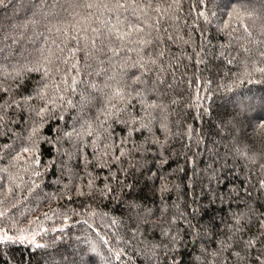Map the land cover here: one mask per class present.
<instances>
[{
  "label": "snow or ice",
  "instance_id": "1",
  "mask_svg": "<svg viewBox=\"0 0 264 264\" xmlns=\"http://www.w3.org/2000/svg\"><path fill=\"white\" fill-rule=\"evenodd\" d=\"M0 12V264H264V0Z\"/></svg>",
  "mask_w": 264,
  "mask_h": 264
},
{
  "label": "trees",
  "instance_id": "2",
  "mask_svg": "<svg viewBox=\"0 0 264 264\" xmlns=\"http://www.w3.org/2000/svg\"><path fill=\"white\" fill-rule=\"evenodd\" d=\"M3 15H4V13L3 12H0V16H3ZM194 87L195 86H193V91H194ZM44 191L45 192H49V191H52V189L51 188H45ZM27 206H28V208H34L36 206L35 205V200L34 199L33 200H29L27 202ZM52 206L55 207L56 205L53 204ZM24 210L25 209L23 207H20L17 210V212L24 211ZM46 210H47V203L45 202V204L41 208V211H46ZM75 219H79V217H77ZM49 223H51V222H49ZM89 223H91V221H89ZM97 224H99V221H97ZM69 227H71L72 234H79L80 232H82L83 230H85L87 228V226L86 225H83V224H79V225H71L70 224Z\"/></svg>",
  "mask_w": 264,
  "mask_h": 264
}]
</instances>
